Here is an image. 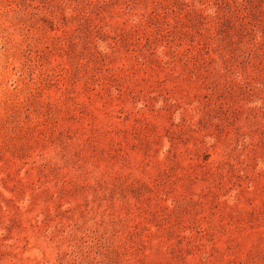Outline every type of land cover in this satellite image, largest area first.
I'll return each mask as SVG.
<instances>
[{
    "label": "rangeland",
    "instance_id": "rangeland-1",
    "mask_svg": "<svg viewBox=\"0 0 264 264\" xmlns=\"http://www.w3.org/2000/svg\"><path fill=\"white\" fill-rule=\"evenodd\" d=\"M0 264H264V0H0Z\"/></svg>",
    "mask_w": 264,
    "mask_h": 264
}]
</instances>
